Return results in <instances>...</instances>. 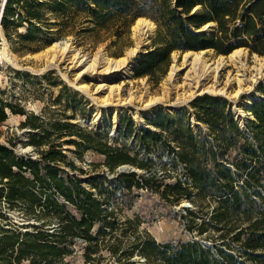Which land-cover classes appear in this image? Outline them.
<instances>
[{"label": "trees", "instance_id": "trees-1", "mask_svg": "<svg viewBox=\"0 0 264 264\" xmlns=\"http://www.w3.org/2000/svg\"><path fill=\"white\" fill-rule=\"evenodd\" d=\"M141 16L152 19L157 28L152 46L133 69L136 77L158 82L173 50L212 48L228 54L242 47L264 54V0H6L0 23L8 39L17 34L36 41L37 50L73 31L77 24L84 32L112 30L119 39ZM20 26H25L24 32L18 31ZM258 88L261 93L248 107L252 117L247 127L238 122L226 99L204 94L192 101L189 114L159 112L152 120L158 130L139 128L141 134L136 135L146 152L167 148L174 153L172 168L181 164L185 169L186 178L178 176L174 182L163 181L167 174L159 173L155 160L143 150L132 154L126 141L112 143L107 129L67 119L74 116L77 106L72 114H59L46 124L40 115L3 99L0 91V123L8 116L7 108L25 115L19 124L29 127L23 143L32 145L38 154L21 155L0 142V198L5 197L9 207L20 210L23 217L18 222L0 213L7 219L0 225V264H70L66 258L77 245L83 248L82 264H99L104 248L118 264H134L135 252L158 264H264V82ZM71 99L77 103L76 92L71 91ZM192 114L197 131L189 120ZM121 122V134L131 135L132 119L122 117ZM202 124H207V132ZM10 144L15 146V141L11 139ZM89 149L105 155L104 164L116 175L109 177L103 171L83 176L87 170L67 151L81 156ZM124 163L148 174L119 172L117 167ZM167 166L164 163L162 168ZM153 182L158 188L163 186L161 194L170 201L183 197L215 201L209 222L222 231V239L233 233L237 251L225 239L220 244L196 238L158 242L138 227L139 218L126 219L137 221L132 235L124 228L118 232L116 189L148 188ZM255 203L263 207L261 215L253 218ZM188 211L195 217L194 210ZM241 212L246 223L230 224L232 216L239 217ZM29 216L34 222H25ZM194 219L192 226H197ZM206 224L197 227L199 233L206 230Z\"/></svg>", "mask_w": 264, "mask_h": 264}, {"label": "rangeland", "instance_id": "rangeland-1", "mask_svg": "<svg viewBox=\"0 0 264 264\" xmlns=\"http://www.w3.org/2000/svg\"><path fill=\"white\" fill-rule=\"evenodd\" d=\"M2 3L3 0H0V9ZM141 17L150 19L146 16ZM134 22L119 39L113 35L112 30L101 29L96 32H84L80 30L82 28L81 24H77L73 31L57 37L54 42H58L61 46L69 43L82 56L95 57L104 52L111 58L124 57L129 49L136 47L134 46L136 39L141 35L149 42L146 48L149 49L152 46V38L157 28L156 23L153 21L155 23L154 28H146L145 33L141 32L139 35H135L132 27L135 24ZM51 30H56V28L51 27ZM18 31L24 32L25 26H20ZM5 44L17 57L20 66L13 65L4 58L3 49ZM37 45L36 41L20 38L17 34H13L12 39H8L3 27L0 26L1 97L18 107H23L34 114L40 115L46 124L55 117H59V114H72L74 107L77 106L74 116L67 119L107 129L111 142L119 145L122 140L126 141L131 147L129 151L132 154L135 153L136 149L143 150L145 155H150L155 160L157 168L161 170L159 173L163 172V176L167 174L163 178L164 182H174L178 176L183 178V166L179 164V168H172L171 157L174 156V153H170L167 148L154 147L151 151L146 152L140 146L138 135L141 134V131L139 128L149 127L152 130H158L152 120L156 119L159 112L189 114L193 110L191 103L199 94L212 95L216 99H226L228 105L234 109L238 122L243 127H247L248 120L252 117L248 111L250 106L248 100L252 99L253 101L261 93L258 84L264 82V69L258 71V67L264 62L261 58L264 54L250 53L247 48H242L240 58L236 62L229 61L222 68L217 81L209 79L204 82L203 88L215 82L218 88H225L226 90L225 94H215L199 92L200 89L195 87L193 80H186L187 68L182 65V55L185 51L182 50L172 51L171 62L166 72L158 82H155L148 76L136 77L133 74L129 79L123 74L125 67L130 65L135 57H141L142 49H138L137 54L133 57L129 56L127 62L119 69L107 68L104 63H98L94 69L84 70V67L77 60L71 59L59 50L56 53L53 52L49 49V44L36 50ZM51 54H55L54 61L50 57ZM220 55L227 54L216 53L212 48H208L205 52L208 61H212ZM256 55L262 60H258ZM175 56L181 68L173 79H169L167 75ZM237 75L242 79L241 82L237 79L230 81V77ZM69 83L75 84V86L86 85L89 94L82 93ZM100 84H103V86L99 87ZM71 91L77 93V103L71 99ZM194 96L196 97L189 101ZM235 110H238V113ZM7 113L8 120L6 118L0 123V142H9V146L18 154H32L33 157H36L38 154L34 147L23 143L27 139L29 127H20L19 124L25 119V115L14 113L8 108ZM122 117H130L133 121L134 131L129 136H124L120 132ZM82 118H88L91 121L84 123ZM189 120L193 130L197 131L198 123L193 114L189 116ZM201 126L205 132L208 131L207 124ZM11 139L15 141V146L10 144ZM67 152L76 164L87 170V174L83 175L85 177L88 175L94 176L96 173L103 171L109 177L116 175L104 164L105 155L93 149L84 151L81 156H77L69 150ZM94 163L97 165H94ZM164 163H168L166 169L162 168ZM121 165L117 167L119 172L130 170H121ZM124 165H130L138 172L148 174L145 169L127 163H124ZM76 172L78 173V171ZM151 184L152 187H132V189H124L122 192L120 189H116V195L119 198L116 199L114 206L118 210L120 218L117 224L118 232L124 228L128 231V235H132L137 221L129 223L126 222V219L139 218L138 227L148 230L158 242H177L183 239L196 238L205 244H212L213 242H219L220 244L224 239L233 243L231 239L233 233L222 239L220 236L222 231L214 229L209 222V220H212L211 215L214 213L216 206L215 201L211 198H198L195 202L192 198L183 197L179 201L173 199L170 201L161 194L160 190L163 189V186L158 188L155 182ZM2 186L3 184H0V188ZM195 194L196 192L193 196ZM2 198H0V213L4 217L9 216L14 221L22 222L23 217L20 210L11 209L7 201L2 202ZM262 207L260 203H255L252 206L253 218L261 215ZM188 209L196 212L195 217L189 213ZM244 214L241 212L239 217L232 216L230 224L237 223L243 226L246 223ZM27 218L30 219H26L25 222H34L31 219L34 217L29 216ZM191 218H195L194 223L197 226H192ZM202 222L207 223L206 230L199 233L197 227ZM6 223L7 219L0 216V225ZM232 245L234 248L231 250L236 252L239 244L234 242ZM66 259L70 264H82L84 261L83 248L77 245L73 253L68 255ZM131 259L134 264H158L156 260L149 263L144 255L137 252L134 253ZM99 264H118V261L110 256L107 248H104L101 252Z\"/></svg>", "mask_w": 264, "mask_h": 264}, {"label": "bare ground", "instance_id": "bare-ground-1", "mask_svg": "<svg viewBox=\"0 0 264 264\" xmlns=\"http://www.w3.org/2000/svg\"><path fill=\"white\" fill-rule=\"evenodd\" d=\"M0 12H1V9H0ZM134 23L135 24L132 27H133V31H134L135 35H139V33H141V32L145 33L146 28H154L155 27V23L152 20L146 19L144 17H138ZM206 25L207 24H205V26ZM143 40H147V39L143 38L141 35V37L136 39V42L134 45L136 47L129 49L126 53V56L119 57V58H111V57L107 56L104 52L98 56H95V57H87L84 55L82 56V55H79L76 52V50L74 49V47L69 43H65V45L61 46V45H59L58 42H53L49 46V49L53 50V52H55V53L59 50L62 53L69 56L71 59L77 60L79 62V64H81L84 67V70L85 69H94L98 63H104L107 66V68L119 69L122 67V65L125 64V62H127L129 56L133 57V55H136V52L139 48V45ZM146 42H148V40ZM206 50L207 49L187 50L183 53L182 65L185 68H187V72L185 74L186 80H193L195 82V85H196L195 87L200 89L199 92H211V93H215V94H225L226 93L225 88H218V86L215 84V82L210 84L206 88H203V84L205 81H207L209 79H213L214 81H217L222 68L229 61L236 62L240 58V55H241V52L243 49H242V47L236 48L233 51H231L230 53H228L227 55H220L212 61H208L209 59H207L205 57ZM3 53H4V58H6L8 60V62L12 63L13 65L20 66V64L18 63L17 57L12 53V51L8 48V46L6 44L4 46ZM54 56H55V54L50 55L52 61H54ZM256 58L258 60L261 58L264 60V56L260 58L258 55H256ZM135 61H136V59L133 60V62H135ZM179 64L177 63V58L175 56L174 62L171 64L168 75H167L169 79H173L176 76L177 72L181 68V66ZM262 68L264 69V62L260 67H258V71H260V69H262ZM191 73H193V74H191ZM123 74L125 77H127L129 79L133 76L134 71H133L132 64L125 67V69L123 70ZM229 79H230V81L237 79L239 82H241V80H242L241 78L238 77V75L230 77ZM73 85L75 86V84H73ZM102 86H103V84H100L99 87H102ZM75 87L78 88L83 93L89 94L86 85H80V86H75ZM252 102H253L252 99L248 100L249 105H251ZM235 111L238 113V110H235Z\"/></svg>", "mask_w": 264, "mask_h": 264}, {"label": "water", "instance_id": "water-1", "mask_svg": "<svg viewBox=\"0 0 264 264\" xmlns=\"http://www.w3.org/2000/svg\"><path fill=\"white\" fill-rule=\"evenodd\" d=\"M5 2H6V0H3V4H2L1 12H0V20H1L2 13H3V9H4ZM196 8H197V7H195L194 10H195ZM208 23H209V22H208ZM208 23H207L206 26H205V25L203 26L204 29L208 28L209 25L211 24V23H209V24H208ZM0 25H1V24H0ZM146 41H147V40H143V41L140 43L139 48H138V49H142V51H141L142 54H143L144 52L148 51V48H146V47H147V45H148L149 42H146ZM205 49H208V48H205ZM188 50H194V49H188ZM199 50H200V49H199ZM137 52H138V50H137ZM137 52H136V54H137ZM135 59H136V61L133 62V60H135ZM135 59H133L132 62H131L132 67H135V66L138 64V62H139V60H140V57H135ZM133 71H134V70H133ZM69 85L75 87V86H74L73 84H71V83H69ZM75 88H76V87H75ZM76 89L79 90L78 88H76ZM81 92H82V91H81ZM82 93H83V92H82ZM199 95H201V94H199ZM195 97H196V96L192 97L189 101L193 100ZM171 107H172V106H171ZM233 111H234V109H233ZM82 121H83L84 123H87V122H90L91 119H88V118H82ZM120 169H121V170L130 169L131 171H133V170L137 171V169H135L134 167H132V166H130V165H124V164L120 166ZM185 205H186V204H185Z\"/></svg>", "mask_w": 264, "mask_h": 264}, {"label": "built area", "instance_id": "built-area-1", "mask_svg": "<svg viewBox=\"0 0 264 264\" xmlns=\"http://www.w3.org/2000/svg\"><path fill=\"white\" fill-rule=\"evenodd\" d=\"M113 134V133H112ZM3 143V142H2ZM6 145H9V142H4ZM183 179L186 178V175H185V169L183 168ZM5 197L2 198V202L5 203Z\"/></svg>", "mask_w": 264, "mask_h": 264}, {"label": "crops", "instance_id": "crops-1", "mask_svg": "<svg viewBox=\"0 0 264 264\" xmlns=\"http://www.w3.org/2000/svg\"><path fill=\"white\" fill-rule=\"evenodd\" d=\"M7 120H8V118H7Z\"/></svg>", "mask_w": 264, "mask_h": 264}]
</instances>
